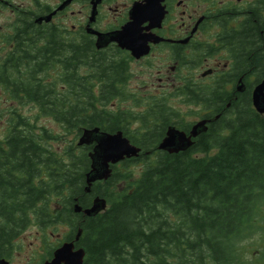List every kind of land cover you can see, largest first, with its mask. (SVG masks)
Instances as JSON below:
<instances>
[{
	"label": "trees",
	"instance_id": "16d2710c",
	"mask_svg": "<svg viewBox=\"0 0 264 264\" xmlns=\"http://www.w3.org/2000/svg\"><path fill=\"white\" fill-rule=\"evenodd\" d=\"M249 29L248 47L256 50L249 57L264 76V25L263 32L252 24ZM53 34L54 41L49 38L37 50H54L56 82L41 83L35 75L43 69L33 68L17 88L24 101L16 103L33 104L39 115L34 122L12 117L1 140L8 149L0 147V169H15L23 183L19 189L0 183V255L10 256L12 241L30 224L42 233L65 225L62 240L81 230L76 246L84 249L82 264H264V114L254 110L250 96L190 148L168 153L158 142L178 114L168 101H138L127 92V56L94 50L91 42L70 49L60 30ZM184 89L191 96L187 104L210 107L209 86L199 93ZM117 97L132 98L131 107L142 109L116 106ZM40 115L62 131L38 127ZM96 126L121 130L140 152L120 165L141 162L142 168L134 177L113 165L109 178L85 192L90 146H77L76 140L84 128ZM43 169L48 178L33 186L31 177ZM96 196L106 200V209L93 216L73 211L74 204L85 208ZM60 242L45 244L36 264L49 259Z\"/></svg>",
	"mask_w": 264,
	"mask_h": 264
},
{
	"label": "flooded vegetation",
	"instance_id": "af4514ba",
	"mask_svg": "<svg viewBox=\"0 0 264 264\" xmlns=\"http://www.w3.org/2000/svg\"><path fill=\"white\" fill-rule=\"evenodd\" d=\"M63 3L65 5L59 8ZM49 14H52L51 18L45 20ZM250 24L256 29L264 25V0H0V124L5 125L0 141L5 137L9 119L22 116L34 122L31 118L39 115L33 104L34 112L25 114L8 102L23 100V94L17 88L27 82L26 76L35 67L43 69L35 75L38 81L55 84L54 50H43L42 53L37 49L49 38L54 41L53 33L60 30L63 33L60 37L70 49L73 44L91 42L94 50L108 53L116 50L126 55L124 83L129 93L136 92L132 86L129 88L131 80L145 74L153 77L149 81L151 85L170 90L161 94L148 93V97L168 103L178 97L187 104L191 96H185L186 85L195 93L209 86L210 107L193 103L200 109L197 120L183 121L178 111L164 128L163 137L169 126L189 135L195 123L204 121L206 130L191 137L194 144L210 125L230 114L234 105L242 104L249 96L251 99L252 90L264 79L249 57V54L254 57L256 51L248 47ZM127 25L131 46L146 49L138 56L121 48L115 40L106 42ZM99 35L102 39L99 44L103 45L98 48ZM32 45L37 48L32 50ZM71 57L70 51L69 62ZM146 81L142 79L137 86H143ZM116 99L120 101L119 97ZM41 118L48 117L40 115L38 127L44 125L39 123ZM0 147L5 151L8 149L7 143L2 141ZM53 149L56 152V148ZM39 173L38 177H31L33 186L40 178H48L44 169ZM11 175L13 180L8 182ZM3 181L18 189L23 183L17 171L9 172L7 167L0 169V183ZM48 195L54 197L53 193ZM0 258L10 264L7 257L0 255Z\"/></svg>",
	"mask_w": 264,
	"mask_h": 264
},
{
	"label": "water",
	"instance_id": "95a60500",
	"mask_svg": "<svg viewBox=\"0 0 264 264\" xmlns=\"http://www.w3.org/2000/svg\"><path fill=\"white\" fill-rule=\"evenodd\" d=\"M64 5L65 3L59 8ZM51 16L52 14H49L44 18L45 20H49ZM129 32L130 28L129 25H127L121 31L113 33L106 39V42L115 40L121 48H126L131 51L134 56H138L146 49H140L139 46H131L130 38L128 39L127 37V35L129 36L130 34ZM101 40L99 35L96 44L98 48L103 45L99 44ZM238 89L240 90L241 88L238 87ZM251 102L257 113H264V79L252 90ZM204 124V121L195 123L189 135H186L183 131L173 126H169L166 135L158 144V149L168 153H176L188 149L193 143L191 137H195L197 134L206 130ZM77 144L86 146L92 145L91 150L88 152L90 166L85 174V192L90 191V187L94 182L109 178L112 172V165L124 159L137 157L140 152V148L132 144L129 139L123 135L121 130L110 133L101 130L99 127L84 128ZM106 206V200L96 196L92 199L91 204L85 208H82L78 204H74L73 211L75 213L81 212L84 216H93L103 211ZM80 234L81 230L79 229L72 240L62 242L54 249L52 257L45 260L43 264H82L85 255L84 249L81 247L75 248V243ZM0 264H8V261L0 258Z\"/></svg>",
	"mask_w": 264,
	"mask_h": 264
},
{
	"label": "rangeland",
	"instance_id": "374dc122",
	"mask_svg": "<svg viewBox=\"0 0 264 264\" xmlns=\"http://www.w3.org/2000/svg\"><path fill=\"white\" fill-rule=\"evenodd\" d=\"M153 77H149L148 74H145L144 76H137L133 78L129 84V88L132 86L134 90L136 91L137 99L138 101L144 100L148 97V93L153 94H161L160 92L164 91L165 93L169 92L170 90L167 88H161L157 85H151L150 79ZM147 79L146 83L143 86H137V84L142 80ZM145 82V81H144ZM113 101L115 105H119L124 109L129 107L133 110H140L142 107H131L132 104V98L127 99L125 101ZM10 106H17L18 110L20 112H24L25 114H32L34 112V109H31V104H21L18 105L15 103L8 102ZM169 104L173 106V109L178 113V111L182 115L183 121L192 122L197 120L198 112H199V106L194 104H186L179 100L178 97H175L172 99V101L169 100ZM6 121V119H4ZM40 124H44L47 128H49L53 132H61V128L59 125L52 121L49 118H41L39 121ZM133 128L137 127V123H134L132 125ZM5 131V125L0 124V135L3 134ZM67 138L71 137L70 135L66 136ZM53 145L57 148V145L53 143ZM117 167L121 171L130 170L133 172L134 177L138 175L139 171L142 168V163H130L125 166H121L120 164L117 165ZM68 228L65 225H58L54 228H48L43 233L34 225L30 224L28 225L24 230L20 232V234L12 241V248L10 250V256L8 257L10 264H36L40 261V257L44 253V246L47 243L55 244L61 241L64 236L67 234ZM257 247V246H256ZM248 248V247H247ZM248 250V249H246ZM254 254L257 253V251H253ZM246 258L249 257V253L245 252Z\"/></svg>",
	"mask_w": 264,
	"mask_h": 264
}]
</instances>
